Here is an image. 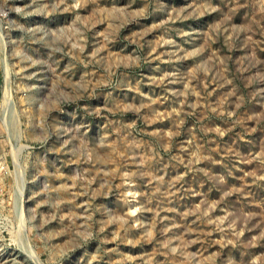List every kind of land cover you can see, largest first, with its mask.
<instances>
[{
	"label": "rangeland",
	"instance_id": "obj_1",
	"mask_svg": "<svg viewBox=\"0 0 264 264\" xmlns=\"http://www.w3.org/2000/svg\"><path fill=\"white\" fill-rule=\"evenodd\" d=\"M0 264H264V0H0Z\"/></svg>",
	"mask_w": 264,
	"mask_h": 264
}]
</instances>
